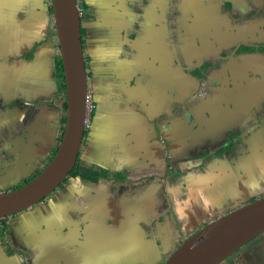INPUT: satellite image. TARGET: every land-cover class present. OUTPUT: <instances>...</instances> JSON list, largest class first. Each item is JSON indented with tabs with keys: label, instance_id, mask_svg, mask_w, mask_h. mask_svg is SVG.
<instances>
[{
	"label": "flooded vegetation",
	"instance_id": "obj_1",
	"mask_svg": "<svg viewBox=\"0 0 264 264\" xmlns=\"http://www.w3.org/2000/svg\"><path fill=\"white\" fill-rule=\"evenodd\" d=\"M18 1L0 0V41L4 47L11 45L17 50V53L12 50L11 62L17 60L26 71L24 79L17 80V90L0 94V176L23 178L7 187L2 186L6 180L0 179V192L24 186L46 168L58 150L66 125V86L62 87L58 74L61 51L52 21V0H28L27 4L20 5L21 11L14 12L13 4ZM134 1L127 2L130 8L139 9V14L140 4L150 2ZM193 3L202 6L200 11L195 10ZM78 9L94 102L92 122L85 130L84 148L96 123L99 88L90 65L92 59L86 53L88 29L84 23L90 14L87 0H82ZM165 9L169 11V18L166 29L158 35L159 46L147 56L149 67L140 68L145 75L153 68L148 76L152 78L154 71H158L164 81L165 66L172 64L168 76L174 84L176 80L172 91L174 115H179L180 121H188L194 130L188 145L182 143L181 152L166 159L164 166L177 181L183 179L186 188L184 197L170 199L169 210L179 216L176 229L179 232L184 219L188 218L199 228L195 234L218 218L264 198V0H166ZM111 11L106 9V12ZM117 12L123 14L122 10ZM92 14L96 16L93 21L98 32L102 30L95 22L101 19L107 24L103 31L122 35L109 40L105 35L100 44L111 49L123 48L127 57H131V45L126 42L134 43L144 36V20L134 15L132 21L124 18L119 22L113 19L114 14L104 18L99 13ZM150 15L156 17L155 11L150 9ZM155 21L152 23L151 19L148 32ZM126 35L132 42L127 41ZM137 55L141 57L138 52ZM240 74H244L245 80H240ZM137 76H143L140 70ZM111 86L112 91L119 87L118 82H112ZM242 86L247 89L238 90ZM163 88L165 92L166 83ZM122 91V88L116 91V97L122 96ZM209 96L214 98L210 100ZM215 117L219 118L217 122L213 121ZM120 176L124 184L125 179ZM76 178L82 180L81 175L69 174L60 189L41 202L15 216L0 219V242L9 255L20 252L10 244L5 219H16L34 210L45 212L50 199L68 189ZM229 190L233 193L230 196L227 195ZM163 191H166L165 185ZM178 208L185 210L183 217ZM220 208L226 212L216 215L215 211ZM53 215L56 229L65 235L68 226L56 225L64 219L57 212V206ZM193 234L182 240L185 242ZM19 244L22 252L28 248L24 243ZM223 264H264V234Z\"/></svg>",
	"mask_w": 264,
	"mask_h": 264
},
{
	"label": "crops",
	"instance_id": "obj_2",
	"mask_svg": "<svg viewBox=\"0 0 264 264\" xmlns=\"http://www.w3.org/2000/svg\"><path fill=\"white\" fill-rule=\"evenodd\" d=\"M127 1L133 0H87L90 12L99 13L102 18L114 14L113 19L119 22L124 18L132 21L137 15L144 20V36L134 43L126 42L131 45V57H127L123 48L111 49L100 44L105 35L107 40L122 36L103 31L107 26L105 20L95 22L101 32L95 29L94 14L85 26L88 29L86 53L92 59L90 65L99 88V108L90 141L80 152L79 164L83 170L111 176H102L97 182L73 179L68 189L66 187L50 199L45 212L34 210L32 214L24 213L16 219H5L9 238L14 236L10 244L20 254L9 255L0 242V264H152L151 259L155 264H165L171 255L162 252L168 243L163 228H168L169 234L172 227L178 225L176 217L179 221V216L169 210L170 199L184 197L186 188L183 179L177 181L164 164L166 159L181 152L182 143L188 145L194 130L188 121H180L181 117L174 115L172 91L173 86L176 88V80L174 84L168 76L172 64L165 66L167 77L164 81L158 71L149 77L153 68L149 69V76L141 69L149 67L147 56L158 48V35L167 27L166 0H148V5L143 2L140 14L139 9L130 8ZM141 1L145 0H137ZM27 2L14 3L13 11H21L20 5ZM192 6L196 11L202 8L197 3ZM107 8L112 11L106 12ZM150 9L155 11L156 17L150 15ZM118 10L123 14H117ZM151 19L152 23L156 21L148 32ZM125 38L132 42L128 35ZM12 50L11 45L6 48L0 41V94L17 90V80L26 75L24 66H19L17 60L11 62ZM13 51L17 53V50ZM138 70L142 77L137 76ZM240 76L241 81L245 80L244 74ZM112 82H118L116 91L122 88V96L116 97ZM213 98L209 96L210 100ZM121 173L126 176L124 184L115 177ZM2 178L6 180L2 186L7 187L23 177L0 176ZM232 194L230 190L227 192L229 196ZM56 206L65 219L60 227L68 226L65 235L53 222ZM177 211L183 217L185 210L178 208ZM19 243L28 248L20 251ZM36 250L38 256L31 257L27 263L25 252Z\"/></svg>",
	"mask_w": 264,
	"mask_h": 264
},
{
	"label": "water",
	"instance_id": "obj_3",
	"mask_svg": "<svg viewBox=\"0 0 264 264\" xmlns=\"http://www.w3.org/2000/svg\"><path fill=\"white\" fill-rule=\"evenodd\" d=\"M51 7L66 86V125L58 150L46 168L24 186L0 192V219L33 207L57 190L75 170L86 134L84 119L89 78L78 2L52 0ZM202 30L201 27L199 31ZM242 88L247 89L242 86L238 90ZM246 101L249 102V97H246ZM218 120V117L213 119L214 122ZM263 234L264 198L205 226L180 245L165 264H223Z\"/></svg>",
	"mask_w": 264,
	"mask_h": 264
},
{
	"label": "rangeland",
	"instance_id": "obj_4",
	"mask_svg": "<svg viewBox=\"0 0 264 264\" xmlns=\"http://www.w3.org/2000/svg\"><path fill=\"white\" fill-rule=\"evenodd\" d=\"M89 11H90V10H89ZM91 14H92V12H90V14H88V16H89L90 18L85 20L84 26H86L87 22L91 19V17H92ZM19 18H21V15L19 16ZM201 37H202L203 39L206 40L205 37H203V36H201ZM52 54H53V53H52ZM51 57H52V55H51ZM121 174L123 175L122 177H124V179L126 180V176H125L123 173H121ZM71 175H72V174H71ZM115 177L118 179V181H121V180H122L120 174L115 175ZM59 189H60V188H59ZM59 189H58V190H59ZM224 212H226L225 209L220 208V209H218L217 211H215V214H216V215H220V214H223ZM191 217H192L194 220H197L196 218L193 217V214H192V213H191ZM211 220H212V219H211ZM62 223H64V219L61 220V222H60L59 225H61ZM200 225L202 226V225H204V223H203V222H200ZM167 229H168V228H163V230H165V235H166V239H167L168 243H167V245H165V248L162 249V252H163L164 255H167V256H168V255L172 254V252H173L175 246L178 244V243H176L177 240L179 241V245H177L176 250L180 247V245L183 244L184 240H182V239H185L188 235L193 234L194 231H195V230H198L199 228L194 227V226L192 225L191 221L187 218V219L185 220V223H184V224L182 225V227L180 228L179 232L177 231V229H176L175 226L172 227V229H171V231L169 232V234H168V230H167ZM61 234L63 235V233H61ZM178 237H180V239H179ZM8 239H9V240H11V239L13 240V239H14V236H13V238L11 237V238H8ZM171 239H172V240H171ZM12 243L14 244L15 247H17V245L15 244V242L12 241ZM176 250H175V251H176ZM25 253H26L25 260L27 259V263H29V259H30L31 257H33V256L37 257L38 254H39V252H38L37 250L34 251V252H32V251H26ZM151 260L153 261L152 264H155V261H154L153 259H151ZM164 261H165V259H163V262H164ZM158 262H159V261H157V263H158ZM162 264H163V263H162Z\"/></svg>",
	"mask_w": 264,
	"mask_h": 264
},
{
	"label": "trees",
	"instance_id": "obj_5",
	"mask_svg": "<svg viewBox=\"0 0 264 264\" xmlns=\"http://www.w3.org/2000/svg\"><path fill=\"white\" fill-rule=\"evenodd\" d=\"M84 30L82 29V32ZM58 74H59V77L62 78V81H61V85L62 87L65 89V85H64V75H63V71H62V68H61V59H59V63H58ZM80 171L83 172V174H80ZM81 175V177L85 180H90V181H94V182H97L99 181V179L103 176V177H110L111 174H107V173H102V174H98V173H95V172H92V170H83L79 164V162L77 163V166L75 168L74 171H72L70 173V175Z\"/></svg>",
	"mask_w": 264,
	"mask_h": 264
},
{
	"label": "built area",
	"instance_id": "obj_6",
	"mask_svg": "<svg viewBox=\"0 0 264 264\" xmlns=\"http://www.w3.org/2000/svg\"><path fill=\"white\" fill-rule=\"evenodd\" d=\"M78 4H82V0H77ZM94 113V102H93V87L89 84L88 92L86 95V115L84 119V128L87 130L92 122Z\"/></svg>",
	"mask_w": 264,
	"mask_h": 264
}]
</instances>
